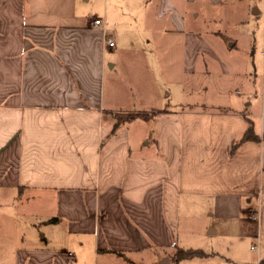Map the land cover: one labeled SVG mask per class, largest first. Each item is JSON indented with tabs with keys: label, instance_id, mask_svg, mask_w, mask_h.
Instances as JSON below:
<instances>
[{
	"label": "crops",
	"instance_id": "crops-1",
	"mask_svg": "<svg viewBox=\"0 0 264 264\" xmlns=\"http://www.w3.org/2000/svg\"><path fill=\"white\" fill-rule=\"evenodd\" d=\"M224 1L0 0V264H264V144L241 143L264 136V73L233 94L237 43L187 32L193 5ZM160 26L186 31L188 71L218 66L226 104L105 107L124 31L159 54L176 43ZM191 249L206 255L177 260Z\"/></svg>",
	"mask_w": 264,
	"mask_h": 264
},
{
	"label": "rangeland",
	"instance_id": "rangeland-1",
	"mask_svg": "<svg viewBox=\"0 0 264 264\" xmlns=\"http://www.w3.org/2000/svg\"><path fill=\"white\" fill-rule=\"evenodd\" d=\"M255 6L263 11L264 0H225L216 7L208 4L192 6V10L199 13V17L191 19L187 32L192 30L209 42L211 40L219 42L229 40L228 44L235 42L237 48L234 54L246 61L244 74L248 75L249 82H246L248 79L242 81L239 77L229 80L233 85L231 91L235 95L242 82L254 88L255 92L262 93L264 17L263 14H255ZM162 26L160 42L176 38V43L173 46L169 45L170 47L160 44L159 54L153 47L152 53L142 51V44H139L143 42L140 30L124 31L117 44L116 55L119 58V65L115 70L107 69L104 95L105 107L112 109L118 117H124L132 111L176 109L189 104L192 106L226 104L224 94L220 90L226 82L218 66L212 67L214 70L211 69L210 75L201 72V66L204 65L201 62L196 72L188 71L182 58L186 31L178 33L170 31L171 35L165 36L168 34L161 29ZM175 33L176 35L172 36ZM147 56L150 57L149 61L145 60ZM206 87L209 90H205ZM206 224L208 220L203 219L201 223L203 230ZM204 239L205 236L201 234L189 238L188 241L201 244ZM202 244L206 245L205 242Z\"/></svg>",
	"mask_w": 264,
	"mask_h": 264
},
{
	"label": "trees",
	"instance_id": "trees-1",
	"mask_svg": "<svg viewBox=\"0 0 264 264\" xmlns=\"http://www.w3.org/2000/svg\"><path fill=\"white\" fill-rule=\"evenodd\" d=\"M159 112L161 113L162 111H155L152 114L142 113L140 115V117H142L144 119L145 118H150V117L155 116ZM121 121L122 120L120 119L118 121V123L120 124ZM248 141L263 142V144H264V136L261 137V136L257 135L255 130H254V127L251 126L247 130L245 136L242 138L241 143L248 142ZM56 220L57 219H51L50 222H54ZM205 255H206V253L204 251H202V250H193V249H191V250H186V251L179 252L176 255V258H177V260H182V259H189V258H194V257H203Z\"/></svg>",
	"mask_w": 264,
	"mask_h": 264
},
{
	"label": "built area",
	"instance_id": "built-area-1",
	"mask_svg": "<svg viewBox=\"0 0 264 264\" xmlns=\"http://www.w3.org/2000/svg\"><path fill=\"white\" fill-rule=\"evenodd\" d=\"M93 24L96 25V26H101L103 24V21L101 19H96L93 22ZM104 43H105V45L107 47H114L115 46V42L112 39L108 38V37L105 38V42ZM258 217H259V212L258 211H253V212L250 213V218L255 219V218H258ZM253 249H255V246L253 247Z\"/></svg>",
	"mask_w": 264,
	"mask_h": 264
}]
</instances>
